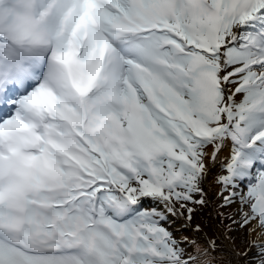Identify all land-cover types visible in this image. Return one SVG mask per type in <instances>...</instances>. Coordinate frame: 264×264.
<instances>
[{
    "label": "snow or ice",
    "instance_id": "snow-or-ice-1",
    "mask_svg": "<svg viewBox=\"0 0 264 264\" xmlns=\"http://www.w3.org/2000/svg\"><path fill=\"white\" fill-rule=\"evenodd\" d=\"M216 165L264 264V0H0V264H212Z\"/></svg>",
    "mask_w": 264,
    "mask_h": 264
},
{
    "label": "rangeland",
    "instance_id": "rangeland-1",
    "mask_svg": "<svg viewBox=\"0 0 264 264\" xmlns=\"http://www.w3.org/2000/svg\"><path fill=\"white\" fill-rule=\"evenodd\" d=\"M226 154L227 152H225L224 155ZM221 160H223V157H221ZM220 171V165L211 167V173L204 185L207 203L203 206H196L197 210L193 213L190 223H186L181 219L180 221H177L173 227L174 229H182V231L179 232L182 238L179 237L178 239L195 237L196 240H200L202 243L197 245L201 249L206 248L204 244L209 238L214 239L217 245L216 252L231 256V260L228 262L225 256H220L213 253L215 252L213 251L211 254L216 256L215 259L218 264H245L243 260L237 259L235 253L245 251L249 245V241L254 240L256 237L255 234L250 236L246 228H237L235 225H232L231 220H226L219 214L223 211L225 212V215H236L235 205L226 209L218 207L221 201L217 196L219 187L215 183V176ZM197 225L202 229L199 233L194 231ZM229 225L235 228V231H228L227 226ZM225 234H227L229 239H225Z\"/></svg>",
    "mask_w": 264,
    "mask_h": 264
},
{
    "label": "trees",
    "instance_id": "trees-1",
    "mask_svg": "<svg viewBox=\"0 0 264 264\" xmlns=\"http://www.w3.org/2000/svg\"><path fill=\"white\" fill-rule=\"evenodd\" d=\"M225 213V212H224ZM189 239H190V241H193L195 244H201L202 242L200 241V240H196V238L195 237H189ZM204 246L207 248L208 247V245H207V243H205L204 244ZM204 248V247H203ZM241 252V251H240ZM213 253H216V254H218V255H220V256H225L226 258H227V261L229 262L231 259V256L230 255H228V254H221V253H218V252H213ZM213 257H216V256H214L213 254H211ZM197 263L198 264H200V262L199 261H197ZM212 264H218V262H217V260L216 259H214L213 261H212Z\"/></svg>",
    "mask_w": 264,
    "mask_h": 264
}]
</instances>
